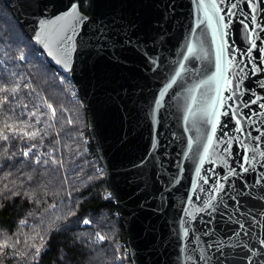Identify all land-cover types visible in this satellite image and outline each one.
Returning <instances> with one entry per match:
<instances>
[{"label":"water","instance_id":"95a60500","mask_svg":"<svg viewBox=\"0 0 264 264\" xmlns=\"http://www.w3.org/2000/svg\"><path fill=\"white\" fill-rule=\"evenodd\" d=\"M5 2L29 38L39 21L60 15L69 4V0ZM234 2L240 4L242 12H247L244 0ZM256 16L259 24L264 25V11L258 10ZM88 17L94 19L95 24H88L82 31L77 30V51L72 54L71 61L73 71L66 74L76 84L85 103L91 142L105 170L111 197L126 230L132 263L203 264L197 259L199 252L193 255L192 249L199 244L207 250V243L214 239L241 246L247 244L252 251L260 253L259 241L264 240V192L260 188L264 182L260 185L255 183L258 177L264 176V167L260 163L256 164L254 170L244 173L239 168L240 161L235 160L238 176L224 181L227 188L224 196L228 200L229 210L239 209L233 213V219L251 222L254 227L249 228L246 223L245 229L241 230L231 221L226 227L227 214L223 218L216 214L212 223L206 226L204 221L209 219L208 213H197L202 201L188 202L189 197H208L207 191H192L196 187L195 182L201 188L211 186V181L209 185H204L196 176L197 162L185 159L183 155L187 151V141L194 140L198 135L196 128L185 124L183 120L185 107L190 103L188 89L215 71L212 66L215 44L210 30L204 45L209 53L206 60L197 59L193 64L178 55L185 44V37L195 42V36L198 35L195 25L199 14L194 0H92V11ZM238 17L239 13L234 23L229 22L230 29L226 37L235 50V56L249 50V35L241 27ZM98 28H102L112 39H124L125 34L131 35L133 45L139 42L140 52H136L133 47H109L100 51L96 35ZM261 37H264V27L253 30L252 39L256 40L261 51H252L251 57L241 60L239 66L245 72L249 71L247 62L260 64L264 61V39ZM152 57L159 58L157 63L161 66L156 71H152L145 62ZM255 57L259 58L253 60ZM47 59L53 67L63 72L55 61ZM177 61L187 65V72L178 78V83L164 98L165 107L153 112L154 94L158 95V90L164 86L168 76L174 75L170 69L175 66L180 71ZM205 66L208 71H201ZM230 78L239 85L237 95L240 100L235 103L240 105L238 115L242 126L255 135V129L261 127L264 121V110L255 105L251 106V110L244 108L243 101L248 99L251 92L264 96V89L260 87L264 83V73L241 77L234 70ZM245 112L249 113L247 117L244 116ZM233 124L229 123L228 131L234 137L244 140L245 144L255 147L258 152L264 151V141L254 144L251 137L236 133ZM221 131L223 129H218L217 136ZM157 139L158 147L153 149L152 144ZM234 151L235 156L239 157L243 149L237 143ZM249 155H252L251 150ZM212 159L216 162L205 161L201 175L220 179L228 168L216 155ZM261 159L257 156V161ZM233 160L230 158V165ZM141 161L143 165L138 167ZM233 195L238 197L235 202L229 199ZM184 208L197 216L194 222L185 226L190 229V237L193 234L199 236V241L183 236L181 221L187 219ZM205 227L214 232L211 239L203 235ZM232 228L239 235H235ZM196 229L201 231L197 232ZM246 231L251 235H246ZM246 251H242L241 247L230 249L228 264H250L249 259L244 257ZM189 256H192L191 260ZM250 259L257 264H264L259 256Z\"/></svg>","mask_w":264,"mask_h":264},{"label":"snow or ice","instance_id":"6c2138e0","mask_svg":"<svg viewBox=\"0 0 264 264\" xmlns=\"http://www.w3.org/2000/svg\"><path fill=\"white\" fill-rule=\"evenodd\" d=\"M83 2L84 0H69V4L60 15H54V18L39 21L38 27L33 29V34L30 37L32 43L31 55L33 57L37 60L41 57L51 58L52 61H55L56 65L60 66L63 72L73 71L71 61L72 54L77 51V30L80 29L82 31L88 24H95V20L90 19L85 14L82 7ZM194 3L199 14L198 23L195 25L198 35L195 36V42H192L189 37H185V44L178 55L184 61L193 64L197 59L206 60L209 53L204 45L207 42L208 32L210 30L212 42L215 44V59L212 65L215 71L207 79L199 81L192 88L188 89L190 103L185 107L183 120L185 124L196 128L198 135L194 140L189 139L187 141V151L183 155L185 159H191L197 162L196 176L199 181H202L204 185H209L211 181L209 188L199 187L198 182H195L196 187L192 188L194 193L207 191L209 193L207 199L201 196H193L188 198V202L190 204L193 200L202 201V207L197 210V213H208L209 219L204 221L206 226L212 223L216 214H219L222 218L227 214L228 220L225 221L226 227L229 226V221H231L232 224L237 225L241 230L245 229L246 223H248L249 228H252L254 224L251 222H241L239 219H233V213L238 212L239 209L233 208L231 211L229 210L228 200L224 196L227 192L224 181L238 176L235 160L240 161L239 168L244 173L254 170L257 163H260L264 167V151L258 152L255 147L245 144L244 140L234 137L232 132L228 131L229 123L234 122L233 128L236 133H240L241 136L247 135L251 137L254 144L258 141H264V121L261 122V127L255 129V135L250 130H245L242 126V121L238 115L240 105L235 103L237 100H240V96L237 95L239 85L235 84L234 80L230 78L234 70H237L241 77L249 74L264 73V67H261L264 61H261L260 64L247 62L246 67L249 69L248 72H245L244 68L239 66L243 58L251 57L252 51L258 53L261 51L256 40L252 39V35L253 30L264 27V25L259 24L256 16L258 10L264 11V0H244V7L247 9L246 13L240 10V4L234 2V0H194ZM238 13L239 23L249 35V50H245L240 56H235V50L228 43L226 37L230 29L229 22L234 23ZM189 33L190 35L192 34L191 28L189 29ZM96 35L97 44L100 45V51H105L109 47L113 49L118 47H133L136 52H140L139 42L133 45L131 35L125 34L124 39H112L102 28L97 29ZM261 39H264V37H261ZM258 58L255 57L253 60ZM15 59L27 61L28 56L21 53ZM116 59L118 60L119 58L116 57ZM158 59V57H152L145 61L149 64L152 71H156L161 66L157 63ZM177 64L180 71H177L175 66L170 69L174 75L168 76L164 86L158 90V95L154 94L153 105L155 107L152 109L153 112H157L165 107L164 98L173 89L174 85L178 83V78H181L187 72V65L185 63L177 61ZM201 71H208L207 66L203 67ZM6 75L8 76L7 79H5ZM260 87L264 89V83ZM25 90L27 91L25 92ZM22 92L30 96L35 92V88L18 73L6 74L0 72V111L7 109L11 113V115L5 114L4 118L0 119V149L3 150L0 153V160L3 161V164H0V168L7 166L14 159L15 153L11 150L17 144H20V156L25 160L34 158L33 162L37 166H47L49 163L62 166V161L51 159V154H49V158H45V154L39 151L38 145H41L44 134L38 126L42 123V117L45 115V113L40 111L39 105L33 104V108L36 110L32 111L29 110L27 103L19 104L22 109L19 117L15 116L14 107L9 108L10 104L19 102ZM42 103L50 110V118L54 121L56 109L53 107V104L47 103L46 101H42ZM193 105H195V108ZM252 105L264 110V96L257 95L256 92H251L248 99L243 101V106L251 110ZM248 115V112L244 113V116L247 117ZM223 117L227 119H222ZM47 126L51 127L52 125L48 124ZM218 129H223L219 136H217ZM194 143L196 145L195 149L193 148ZM237 143L243 149L239 157L235 156L234 151ZM158 144L159 140L157 139L152 144L153 149H156ZM217 149L220 150L219 153ZM250 150L251 156L249 155ZM213 155H216V158L221 160L228 168L227 172L220 179H213L212 177L201 175L205 161L213 164L216 162L212 159ZM257 156L262 159L257 161ZM230 158H234L233 164L231 165L229 164ZM142 165L143 161H141L138 167ZM212 172L214 176L215 170L213 169ZM172 179L174 180L175 176ZM176 182L179 183L178 180ZM262 182H264V176L258 177L255 181L257 185H260ZM170 183L171 180L169 181ZM260 191L264 192V186L260 188ZM14 194L19 195V193ZM110 198V196L106 197V199ZM237 198V195L229 197L234 202ZM183 211L187 218L181 221L183 236L199 241V236L193 234L190 237V229L185 226L190 222H194L197 216H194L187 208H184ZM76 215L75 211L69 210V218ZM20 223L24 225L26 221L22 220ZM77 223H83V225L88 226L92 221L81 218L77 220ZM231 230L235 235H239L235 228ZM196 231L199 232L201 229H196ZM245 234L251 235L247 231ZM203 235L211 239L214 232L205 227ZM97 239L99 242H103L105 237L98 234ZM40 241L43 244V237H40ZM20 243L21 241L19 240L14 241L13 244H10L8 240L0 241V256L6 257L8 255L7 250L11 247L15 251V246ZM24 243L27 244V241ZM259 244L261 249L260 253L252 251L251 248H248L247 244L241 246L237 243L228 244L226 241L214 239L211 243H207V250L197 244L196 248L192 249V253L195 255L199 252L197 259L203 262V264H213V260H215V264H228L229 250L241 247L242 251L247 249L244 252V257L249 259L250 264H257L250 257L259 256L261 260H264V255H261V253H264V240L259 241ZM30 248L31 254L35 257L33 264H39L42 256L41 247L32 244ZM17 254L19 255V253ZM118 259H121V257H118ZM188 259L191 260L192 256H189Z\"/></svg>","mask_w":264,"mask_h":264},{"label":"trees","instance_id":"16d2710c","mask_svg":"<svg viewBox=\"0 0 264 264\" xmlns=\"http://www.w3.org/2000/svg\"><path fill=\"white\" fill-rule=\"evenodd\" d=\"M82 7L89 16L92 0H84ZM31 48L30 38L12 9L0 0V72L18 73L35 88L30 96L22 92L19 102L9 108L14 107L19 117V104L27 103L32 111L36 110L33 104L39 105L45 113L38 126L44 134L39 151L45 158L51 154V159L63 162L62 166H37L34 158L20 156V144L11 150L14 159L0 168V241L21 243L15 251L10 247L6 257L0 256V264H33L32 244L41 247L39 264H133L126 230L91 142L79 90L70 75L53 67L47 58L33 57ZM21 53L28 56L27 61L15 59ZM42 101L53 104L54 121ZM5 114L11 115L7 109L0 111V119ZM70 209L77 215L69 218ZM81 218L92 223H77ZM22 220L26 224L22 225ZM98 234L105 237L103 242L98 241Z\"/></svg>","mask_w":264,"mask_h":264}]
</instances>
